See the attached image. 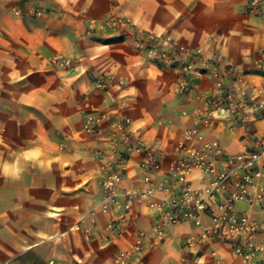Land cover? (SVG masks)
<instances>
[{"label":"crops","instance_id":"1","mask_svg":"<svg viewBox=\"0 0 264 264\" xmlns=\"http://www.w3.org/2000/svg\"><path fill=\"white\" fill-rule=\"evenodd\" d=\"M250 1L0 0V264H112L143 233L144 251L129 264L180 259L185 238L197 232L191 222L173 224L158 240L145 196L126 222L116 210L103 212L106 163L115 145L126 168L121 189L146 193L179 157L189 127L230 156L264 142V71L257 62L264 14L249 12ZM149 34L202 48L197 71L186 77L178 66L149 60L134 43ZM223 75L234 78L237 113L210 103L222 94ZM102 77L113 79L100 85ZM87 116L98 121L95 133L84 131ZM137 142L164 146L161 170L142 167ZM258 167L257 185L264 186V163ZM190 179L198 189L210 183L199 170ZM236 208L258 217L257 242L264 244V209L247 202ZM74 224L85 232H68ZM192 250L189 264H244L227 243ZM253 264H264V251Z\"/></svg>","mask_w":264,"mask_h":264},{"label":"built area","instance_id":"2","mask_svg":"<svg viewBox=\"0 0 264 264\" xmlns=\"http://www.w3.org/2000/svg\"><path fill=\"white\" fill-rule=\"evenodd\" d=\"M262 0H251L249 12L264 14ZM20 14L18 10H15ZM3 30L0 27V36ZM137 48L143 49L149 60L153 62L178 66L187 76L197 71L202 60L203 49H193L182 46L170 34L154 36L152 34L134 39ZM219 63L220 57H214ZM59 63L70 65L69 59L56 57ZM260 68L264 71V46L259 51ZM113 78H100V85H106ZM221 84V83H219ZM189 85V78L182 83V89ZM215 107H220V99L211 100ZM237 105L231 102L227 107L232 113L237 112ZM98 121L87 116L84 131L95 133ZM136 149L144 150L142 167L148 170H161L164 165L165 148L160 143H154L152 148L145 149L140 142ZM179 157L171 160L163 181L153 185L146 193L131 192L121 189L125 177V165L119 157V150L113 146V153L107 161L108 171L102 180L104 192L103 212L118 211L119 220L127 221V213L132 208L137 197L149 199L150 208L155 211V222L151 228L152 237L162 240L166 230L173 224L191 222L197 229L195 233L185 238L183 254L174 264H189L194 247L206 242H221L229 244L233 252L244 264H253L258 254L264 251V244L257 242L260 232V222L253 213L238 211L240 202L250 205L259 204L264 209V186L257 185L261 175L258 165L264 163V142L254 149H247L238 155H227L222 145L217 141H206L198 127H189L184 134V142L176 148ZM199 170L206 174L210 183L205 189L193 186L190 175ZM152 183L149 176L144 178ZM255 189V193L251 189ZM161 193V194H159ZM208 217V220H205ZM115 227V222L109 224ZM85 230L80 224L72 225L68 232L77 234ZM148 234H140L132 247L118 253L112 264H129L143 251Z\"/></svg>","mask_w":264,"mask_h":264},{"label":"rangeland","instance_id":"3","mask_svg":"<svg viewBox=\"0 0 264 264\" xmlns=\"http://www.w3.org/2000/svg\"><path fill=\"white\" fill-rule=\"evenodd\" d=\"M58 57V56H57ZM63 58V57H62ZM56 59V58H55ZM64 59H69V58H63V60ZM70 60V59H69ZM56 62H59V61H57V60H55ZM71 62H72V60H70ZM156 63V62H155ZM73 64V62L70 64V65H72ZM159 65H162V66H164V64H160V63H158ZM69 66V65H68ZM182 71V70H181ZM183 72V71H182ZM184 73V72H183ZM185 74V73H184ZM215 75H217L218 76V74H215ZM186 77H191V75H185ZM219 77V76H218ZM233 80H234V78H232V77H227V76H222L221 78H220V80H219V82H218V88H220V89H222V91H221V96L219 97V99L222 101V105L223 104H227L228 106H229V104L231 103V102H233V104H236V102H235V97H234V93H233ZM190 83H191V81H190V79H189V85H188V87L190 86ZM219 83H221V84H219ZM214 100V99H213ZM251 100V99H250ZM238 104H239V102H238ZM237 104V105H238ZM237 113V112H236ZM0 143H1V138H0Z\"/></svg>","mask_w":264,"mask_h":264}]
</instances>
